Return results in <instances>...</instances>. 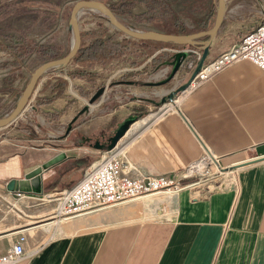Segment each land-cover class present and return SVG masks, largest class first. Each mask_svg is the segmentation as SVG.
<instances>
[{
	"label": "crops",
	"instance_id": "crops-1",
	"mask_svg": "<svg viewBox=\"0 0 264 264\" xmlns=\"http://www.w3.org/2000/svg\"><path fill=\"white\" fill-rule=\"evenodd\" d=\"M77 1L0 0V103L3 98H17L35 68L49 60L39 46L53 48L58 56L71 49L73 31L66 13L69 10L70 14ZM98 1L110 6L128 0ZM134 1L129 12L119 16L122 23L131 19L129 16L135 19L146 12L144 2ZM163 1L184 28L177 34L209 28L211 21L207 27H200V21L211 12L207 5L211 0ZM229 1L226 0L225 16L206 60L239 42L246 33L233 31L230 18L237 14V5L229 6ZM78 16L81 45L106 39L118 31L97 10L85 7ZM140 23L146 24L140 21L126 25L149 30L142 29ZM129 39L130 46L127 44L121 56L110 62L71 60L46 70L25 110L7 125L39 112L41 121L52 128L42 136L43 141L60 137L63 144L50 146L51 153L34 165L22 162V156L15 151L0 152V192H9L11 202L9 208L0 207V254L23 234L24 249L29 255L15 264H264V71L248 59L185 90L167 113L156 111L134 122L119 140L126 164L133 171L150 175H173L185 169L199 158L204 144L225 169L222 179L173 194L143 195L66 219L53 217L57 199L51 196L59 192H45L46 181L54 177L61 184L73 185L98 160L96 152L88 150L85 139L77 140L75 133L106 134L105 125L118 110L114 106L96 114L101 106L98 97L107 93L101 90V83L111 81V87L134 89L145 86L140 78L149 65V60L144 59L146 43L158 41ZM167 45L170 62L178 50L190 48L201 54V49L193 46ZM191 57L195 58L192 51H186L183 66ZM119 60L123 78L105 79V71ZM187 71L192 75L194 69ZM141 91L131 93L141 95ZM9 104H0V109L6 110ZM55 112L60 113L57 119L46 117ZM11 140L6 143L14 145ZM61 151L67 158L44 173L41 194L17 197L6 189L9 179L22 178L25 172ZM72 156L83 157L81 167L64 181L66 176L56 173L73 169ZM65 189L68 188L62 191Z\"/></svg>",
	"mask_w": 264,
	"mask_h": 264
},
{
	"label": "built area",
	"instance_id": "built-area-1",
	"mask_svg": "<svg viewBox=\"0 0 264 264\" xmlns=\"http://www.w3.org/2000/svg\"><path fill=\"white\" fill-rule=\"evenodd\" d=\"M183 51H192L199 61L200 52L197 50L189 48ZM244 59L250 60L264 71V21L245 33L239 42L221 51L213 59L205 60L186 90L200 85L224 68ZM178 100L179 97L171 99L156 111L158 114L167 113ZM202 147L203 151L199 158L185 169L173 175H150L133 171L126 164L123 146L118 141L111 149L102 150L100 158L85 170L78 182L51 196L57 199L53 217L58 218L57 220L66 219L143 195L158 192L173 194L188 187L207 186L217 182L222 178L225 169L208 147L204 144ZM8 195L9 192H0V207L11 206ZM15 195L21 197L25 193L15 192ZM24 241L25 236L19 235L14 244L0 254V264H15L24 260L29 255L24 249Z\"/></svg>",
	"mask_w": 264,
	"mask_h": 264
},
{
	"label": "rangeland",
	"instance_id": "rangeland-1",
	"mask_svg": "<svg viewBox=\"0 0 264 264\" xmlns=\"http://www.w3.org/2000/svg\"><path fill=\"white\" fill-rule=\"evenodd\" d=\"M211 1L212 2L210 3L208 2L207 5H210L211 6L210 8H212V10L210 9L211 12L207 13L206 15L204 14L203 19L208 15H211L212 18L210 21L212 24L216 14L215 9L218 0H211ZM234 4L237 5L236 6L237 14L233 18H230V21H232L231 24L234 26L233 29L234 32L239 30L242 31L243 34L245 32L247 33V31H250L251 29L256 27V25L259 22L264 21V0H230L229 1V6ZM112 5L113 4H111V6ZM123 7L120 13L116 14L115 12H113L115 15H117L118 19L121 18V17L119 18V16H122L121 14L125 12H129L131 8V6L129 8V6L126 5H123ZM68 15H69V10L66 13V16ZM129 17L131 19H126L124 21L127 22L126 24L130 23L131 25L134 24L136 25V23H139L140 21L146 22V24L140 23L139 25L142 27V29H149L153 31L158 29L165 31L167 28L165 27V25H167L168 28L174 27L171 21L174 18H178L177 16L175 17L170 16L165 19L152 18L151 20H148L144 15L138 16L137 18L134 17L135 19H133L132 16ZM111 28L114 27L111 25ZM124 35L125 34L123 33H117V38H119L120 42H125L124 45L130 46V39H129L130 37L125 38ZM233 36H235V34H233ZM146 44L148 45L145 47L144 59L149 60L147 63L149 65L148 66L146 65V70H144L143 72L144 75L140 78V81H143L145 86L140 87L139 89L135 88L136 90L133 87L128 88L127 86L123 87L121 85L112 86V87L110 86L111 83L110 80H120L121 78H123L122 77L123 73L119 70L120 68H122L121 60L112 63L109 66L108 70L105 71L104 77L105 79L108 78L110 82L107 83L108 85L103 84V82L101 83L102 85L101 90L103 89L107 90V93L105 97H98L97 101L101 102L100 104L101 106L97 107L96 114L101 113L102 111L107 110L114 106H116V108L118 109L115 115L111 118V122L110 123L108 122L105 125L106 128H104V130L108 135H112L114 129L118 126V124L125 121L126 117L136 115L137 117H133L132 119L134 120L129 125L131 129L132 124H134V122L136 121L140 122L139 120H141V118L145 117L147 114L153 112L155 113L156 110H158L159 107L164 103L170 101L171 99H177L178 97L182 96L185 93L184 91L187 89V86L189 85V80L191 78V75L190 73H188L187 69L183 66L182 62L178 66L177 70H175L173 74L171 73L175 60L170 62L171 59L168 57L167 48H169L170 45L162 44V43L159 44L158 42L157 43L154 42L152 44L151 43H146ZM156 51H158L157 54ZM160 53H167L166 55L167 60L156 66L158 61L155 62L154 64H152V61H154L153 58H155V56L159 55ZM65 54L66 53H64V55ZM96 84L100 86L99 81H97ZM139 90H142L141 92H143L141 93V95H132L131 92L135 91L136 93H140L138 92ZM18 97L11 98L10 100L9 99L6 100L5 98H3V101L0 104H6V103H11V104H9V106L6 107V110L0 109V118L6 115L7 113H9L13 109ZM83 113L81 112V114ZM83 115H81V118ZM39 116H40L39 112L31 113V115L29 116H23L20 120H17L15 124L11 126L0 128V152L2 151L5 153L7 152L10 153L15 151V153H19L22 156L21 158L22 162L28 165H34L51 153V150L49 149L50 146H52L53 144L62 145L63 143L59 142L61 140L60 137H54V138L52 137V139H49V141L48 140L43 141L44 137L42 136L43 135L46 136L47 133H50L52 131V128L49 127L47 123H43ZM60 134L61 133L57 132V135ZM9 139H12L10 142L14 143V145L10 144L9 142L6 143ZM88 142L90 143V145H88L90 146L88 147L89 148L88 150L95 151L96 152L94 155L95 160L99 159L102 150L98 148L94 149V147L91 145L95 142L94 138L88 140ZM103 143H107V141L104 140ZM76 171H77L76 169H73L72 171L68 172V174L65 175L66 176L65 179L63 180L68 181L69 177H72V175ZM70 185H68L67 188ZM62 189L63 188L58 189L57 192H61ZM55 219L57 220L58 218Z\"/></svg>",
	"mask_w": 264,
	"mask_h": 264
},
{
	"label": "water",
	"instance_id": "water-1",
	"mask_svg": "<svg viewBox=\"0 0 264 264\" xmlns=\"http://www.w3.org/2000/svg\"><path fill=\"white\" fill-rule=\"evenodd\" d=\"M90 8L99 11L102 15L107 17L110 24L118 31L123 34H126L128 37L133 38L135 40H143V41H158L163 43H172L177 46H184L189 45L201 49L202 53L200 54L199 61L197 63L196 68L191 75L190 80L197 74L201 64L206 60V55L208 53V49L212 44V40L214 36L218 32L220 25L225 16V7H226V0H218L217 6L215 9V17L213 19L212 24L209 28L205 30H199L196 33H184V34H177V33H164L160 31H143V30H136L125 23L123 24L113 13L109 6L104 4L98 0H78L70 10V18L69 24L71 27V31H73V38L71 42V49L61 57L53 58L50 60L45 61L41 65L35 68V70L30 74L28 82L25 84L24 88L21 91V95L18 97L15 106L13 109L7 113L5 116L0 118V128L6 127L16 118H18L21 113L25 110V107L28 105L30 101L33 90L35 89L37 81L41 78L40 76L51 67L55 66H63L69 63L76 53L79 51L81 47V33L79 31L78 25V14L82 8ZM200 37H207L205 39H199ZM186 55V51L178 50L175 53V62L172 68V74L177 70L178 66L180 65L182 59ZM189 80V82H190ZM134 119H126L122 123L118 124V126L114 129V132L109 137L107 143H100L98 140L91 144L94 148H98L100 150H109L111 149L125 134L127 131L130 123ZM67 155L64 151H61L52 158L47 159L46 161L38 164L34 169L25 172L22 178H11L8 180L6 184V189L12 192H19V193H31V194H41L43 190V175L46 171L53 168V166L63 162L66 160Z\"/></svg>",
	"mask_w": 264,
	"mask_h": 264
},
{
	"label": "trees",
	"instance_id": "trees-1",
	"mask_svg": "<svg viewBox=\"0 0 264 264\" xmlns=\"http://www.w3.org/2000/svg\"><path fill=\"white\" fill-rule=\"evenodd\" d=\"M142 2H144V4L146 5V12L143 13V15L146 17V19L151 20L152 18H158V19H165L168 17H175V14L170 10V7L167 3H165L163 0H141ZM134 0H128V1H120L117 4H113L112 6L110 5V9L117 13H120V11L122 10L123 5L126 6H132L134 4ZM125 8V7H123ZM212 16L208 15L207 17H205L204 19H202L200 21V27H207L209 25V22L211 20ZM172 25L174 27L168 28L167 25H165L166 33H178L179 31H182L184 28L181 26V24H179V20L178 18H174L172 21ZM171 24V23H170ZM117 33H121L120 31H116L113 35L109 36L106 39H101V38H97L94 39V41L90 42L87 45H81V47L79 48V51L76 53V55L74 56V58L72 59L73 61L77 62V63H88V62H92L95 63L96 61H100V62H109L110 59L115 58L119 55H121L124 50L126 45L125 42H120L115 40L117 38ZM162 44H172V43H163V42H159ZM39 50L41 52V54H43L47 59H53L58 57V54L56 52V50H54L51 47H43V46H39ZM167 53H160L159 55L155 56V58H153L154 63L157 62L158 66L160 63L165 62ZM161 61V62H160ZM197 60L193 57L191 58H187L184 62V67L187 69H195L197 66ZM65 84H62V86ZM60 113L59 112H55L54 114H47L46 117L51 120V119H57L59 117ZM133 117H137L136 115L134 116H129L126 117V119H132ZM125 119V120H126ZM77 140L80 139H85L84 143H86L87 145H90V143L88 142V140L93 139L94 141H99L100 143H103L104 140L108 141L109 137L111 135H106L103 132H99L97 134H92V135H78L75 133L74 135ZM78 145H81L80 141L75 142ZM82 158L80 157H75L72 156L70 159L71 162V166L73 169H77L80 168L81 163H82ZM73 169H65L64 171H58L56 173V175L61 176V175H67L68 172L72 171ZM58 179H49L46 181V184L44 185V189L45 192H50L53 190H58L60 188H66L68 185H70V183L68 184H61L58 182ZM59 183V184H58ZM72 185V184H71ZM70 185V186H71Z\"/></svg>",
	"mask_w": 264,
	"mask_h": 264
}]
</instances>
